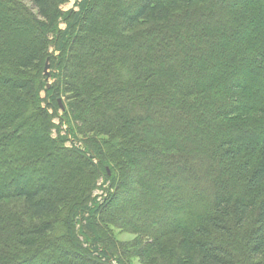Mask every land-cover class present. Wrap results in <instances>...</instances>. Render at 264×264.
Returning <instances> with one entry per match:
<instances>
[{
	"label": "trees",
	"instance_id": "16d2710c",
	"mask_svg": "<svg viewBox=\"0 0 264 264\" xmlns=\"http://www.w3.org/2000/svg\"><path fill=\"white\" fill-rule=\"evenodd\" d=\"M69 1L0 0V264H264V0ZM127 166L155 226L108 216Z\"/></svg>",
	"mask_w": 264,
	"mask_h": 264
},
{
	"label": "rangeland",
	"instance_id": "374dc122",
	"mask_svg": "<svg viewBox=\"0 0 264 264\" xmlns=\"http://www.w3.org/2000/svg\"><path fill=\"white\" fill-rule=\"evenodd\" d=\"M78 1H80V0H78ZM242 1H245V0H240V2H242ZM23 3L27 7L31 6L29 3H25L24 1H23ZM108 3H111V2H107L105 0H101L100 3L98 4L97 11L99 10L101 12L103 10L104 11L105 10H110L112 13H114L116 8H117L116 2L113 1L111 3L112 6L108 5ZM124 3L126 4L128 2H124ZM74 4H75V0H70L68 3L64 4L63 6H61V8L64 11L65 10H69L71 8L72 9L74 8L76 10V5H74ZM102 7H103V9H102ZM111 19H114V18H111ZM105 21H107V19ZM108 27L110 28V26H107V28ZM61 28H64V25H61ZM171 43H172V41L170 40V44ZM167 46L170 47L171 49H174L175 46H179V43H177L175 45H171V46L167 45ZM153 48H157L156 51H157V53L159 52V54L161 53V51L165 50V46L163 47V49H161L162 47L159 45V43H156V46L153 47ZM53 71L54 70L52 68H48L47 69V74H49L48 77L46 76L47 88L51 87V85L55 82L54 75H52ZM45 75H46V73H45ZM150 79H154V75H152ZM95 81L96 80H93V81H91L89 83H91L93 85V84H95ZM90 95H91V97H93V95L99 96V97H97V98H99L98 99V103H101L102 100H104L106 103L107 102L109 103L111 101L110 98H106L104 96V93L101 90L94 92V89L92 88V90L90 92ZM40 97L41 98L44 97V92L43 91L40 93ZM59 100L61 101L62 99H59ZM49 101H50L49 99L45 98V102L46 103H49ZM48 112L51 113V110H48ZM60 113H61V111H60ZM53 122L55 124H58L57 119H55ZM64 128H66L65 125H64L63 129ZM62 134H64V132H62ZM54 135H55V133H54ZM84 138L82 136H79L80 140H83ZM69 139L73 140V139H71L70 136H69ZM199 139L203 140V137L201 135H198V136L196 135L193 138L194 142H196V143H197V141H199ZM194 142H192L193 145H194ZM66 144L68 146H74L76 148L82 147V144L80 143V141H78V142H66ZM169 149H172V147H170ZM181 149H183V148L180 147V150ZM130 157H131L132 161L140 164L139 158H137L135 155H132ZM127 160H130V159H127ZM93 162L96 163V160H93ZM125 164L127 165V162H125ZM57 166H59V164H57ZM45 169H46V171H49V167L45 168ZM55 172L57 173V177L60 180H62L65 172L64 173H59L57 168H55ZM66 175H68V173H66ZM144 175H142L140 177V174L136 175V174L132 173L131 167L127 166V176H126L125 180H126L127 184H129L130 186H128V190L124 194L119 192V191H116L115 198H114L115 200L113 201L112 206L109 208L110 212H109L108 216L111 219V221L114 223L113 224L114 226L119 225L121 223H125L126 221L128 222V225L131 226V224L133 223L134 225H138V227H140L139 224H142V225L143 224H146V225L153 224V219L152 218H147V219L142 220V221H140V220H138L136 218L137 213L140 214L143 211L142 210L140 211V208H136V204L137 203L138 204L141 203L142 200L139 198V196H137V193H135V190L137 191L139 189V187L145 188V186L148 185L147 179H146V177ZM137 181L139 182V185H137L135 183ZM164 183L165 184H167V183L170 184L169 182H164ZM228 184L230 185L229 187H231V188L234 187V190L236 189V181L235 180H233L231 183L228 181L227 185ZM173 185H174V183L172 182V188H174ZM99 186H101V188H102L101 190L102 191H100V190L97 191L96 190V192H94V193L96 195V201L95 202L100 204V203H103L105 201V199H106L107 195H105V193H106V190L109 188V181L104 180V178L101 179V180L99 179ZM163 188H165V185H164ZM164 190L165 189L162 190V194H167V193H164ZM168 197H169V195H168ZM172 198H173L172 201H173L174 204L172 203L173 204L172 206H171V204L169 205L170 207H172L170 210H169V208H170L169 206H168V210H166V208H164L163 206L162 207L160 206V207H158L156 209V204L154 202L155 206L153 208H154L155 211H154L153 214H156V215L152 214V217H157L156 220H158V224H160V225L162 223H164V221L166 219L168 220L169 218L175 217V215L178 214L176 212L177 209H179L180 207L183 209L185 207V205H186L185 203H184V205H178V203H176V200H178V196L176 197V195H175ZM137 209H139V210H137ZM157 210H159V212ZM163 218H166V219L164 220ZM176 219H179V217L178 218L176 217ZM128 225H126L127 228H124V229H119L117 227L114 228L113 231H114L115 239L117 241L121 242V243H129V242H132V241L135 240V241H137L139 243L140 246L148 245V240L149 239L146 238V237H137L138 235H136L134 233V231H132L131 227L128 228ZM153 226H155V225L153 224ZM164 245H166V247L168 249L169 248L170 249L176 248V242H173V241H167V242L164 241ZM138 263H139V259H135V260L131 259V264H138Z\"/></svg>",
	"mask_w": 264,
	"mask_h": 264
},
{
	"label": "water",
	"instance_id": "95a60500",
	"mask_svg": "<svg viewBox=\"0 0 264 264\" xmlns=\"http://www.w3.org/2000/svg\"><path fill=\"white\" fill-rule=\"evenodd\" d=\"M47 69H48V60H46V64L44 66V74L46 73V76L48 77L49 74H47ZM58 103L61 106V101L60 100H58Z\"/></svg>",
	"mask_w": 264,
	"mask_h": 264
}]
</instances>
